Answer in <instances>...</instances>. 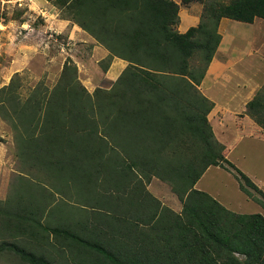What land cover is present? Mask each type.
<instances>
[{
    "label": "trees",
    "instance_id": "trees-1",
    "mask_svg": "<svg viewBox=\"0 0 264 264\" xmlns=\"http://www.w3.org/2000/svg\"><path fill=\"white\" fill-rule=\"evenodd\" d=\"M48 1L109 52L107 64L115 56L127 65L95 98L79 83L73 65L63 66L51 89H31L23 101H13L12 77L0 88V113L13 122L12 129L19 126L20 156L60 179L62 184H53L61 197L76 195L83 205L74 206L83 216L115 223L109 222L107 236L81 218L90 237L83 240L0 202V256H14L20 264H54L49 251L62 236L67 248L80 247L82 264H264V215L232 212L194 187L208 166H218L264 209V194L225 159L206 118L212 103L196 87L219 44V20L264 19V0H196L203 3L200 21L183 33L176 30L173 0ZM195 56L205 64L197 75L189 64ZM245 113L264 130V85ZM193 141L201 142L199 152L180 156ZM152 176L170 186L182 203L180 213L148 192ZM43 206L35 204L38 212ZM106 237L104 245L97 240Z\"/></svg>",
    "mask_w": 264,
    "mask_h": 264
},
{
    "label": "rangeland",
    "instance_id": "rangeland-1",
    "mask_svg": "<svg viewBox=\"0 0 264 264\" xmlns=\"http://www.w3.org/2000/svg\"><path fill=\"white\" fill-rule=\"evenodd\" d=\"M47 1L0 0V88L7 85L11 78L14 77L17 87H15L12 94L14 97L13 101L17 102L18 99L23 101L28 97L31 89H51L58 81L63 66L69 64L76 67L77 80L93 98H95L94 93L96 90H109L121 72H117L112 77L108 76L107 70L105 71L104 68L110 64H107L108 56L101 57V54L92 51L93 44L83 43L91 41V38H93L86 31L85 33L89 35L87 36L88 38H73L71 40L65 31L66 24L62 28L64 29L62 32H57L56 29L53 30L54 28L44 27L43 24L47 23L48 25L53 17H61L60 10L48 1L55 6L54 8ZM173 1L178 4V10L181 6V19L184 25L186 23L189 25L188 21L190 20L197 19L198 22L200 21V17L198 20L197 14H201L203 11L202 2L193 0L188 4H182L181 0ZM196 15L197 17L187 20ZM41 16L46 17L45 21H42ZM179 21L180 16L178 15V23ZM240 30V37L250 38L254 32L253 29L250 30L249 27L245 29L243 26H240ZM246 39L248 38H245V42ZM240 42L241 40L237 44H241ZM96 43L95 45L102 47L101 44ZM255 48L257 47L255 46ZM251 59H259V57L257 55L246 57L245 63ZM260 61L259 65H262V60ZM189 64L191 68H195L196 75L205 66L200 56L192 58ZM262 72H260L257 79L260 80L262 78ZM244 73L246 78L252 77L250 71L249 73L244 71ZM7 109L9 115L12 116L11 119L16 120L10 104L7 105ZM18 109V107H15L16 111ZM11 123L13 122L9 123L0 113V202L13 210L15 208L17 210L18 207L23 215H29L41 220L43 225L48 228L57 227L74 231L83 240H90V237L86 229L82 227L83 224L82 226L80 225L83 223L80 220L81 218L85 221L89 219L86 223L89 224L90 229L91 227H96L97 230L106 231L107 236H109L112 232L109 229V225L111 222H115L112 220L99 221L92 214L83 216L79 207L76 209V206H74V203L80 204L81 207L83 205V202L77 200L76 195L75 197L65 198L64 195L61 197L56 192V186L53 183L55 181L59 185L62 184L60 179L52 180L49 176L42 173L41 167L40 169L39 167L34 168L30 159V162H26L20 156L15 141L19 126L16 129H12ZM17 124H19V120H17ZM216 134L218 135L217 131ZM201 147V142L195 143L193 141L192 148L188 151H181L182 155L180 154V156L190 157L195 155V152H199L198 149H201ZM260 149L264 151V143L245 137L235 146L236 157L232 156V158H235L234 162L236 165L228 161L249 179L264 180V154L260 153ZM224 150L223 146L222 152ZM167 154L170 155V151H167ZM147 185L146 189L148 192H151L160 201L161 205L172 209L176 213H180L182 203L176 194L171 191L167 183L161 182L160 179L154 176L150 185ZM194 187L207 192L212 198L232 212L241 214L253 211L261 212L262 210L257 202L240 190L239 181L236 177L223 168L211 167L194 184ZM247 188L255 196L261 197L257 191ZM67 191L73 193L75 190L69 189ZM35 204H39V206L43 204L45 206L38 212ZM31 208L35 212H32ZM105 239L108 238H97L103 245ZM53 244L55 247L49 251L53 258H49L54 264H82L79 262L80 257L77 255L79 252L77 243L67 248L66 241L60 236L53 240ZM78 248L80 249V247ZM0 264L20 263L16 257L8 255L0 256Z\"/></svg>",
    "mask_w": 264,
    "mask_h": 264
},
{
    "label": "crops",
    "instance_id": "crops-1",
    "mask_svg": "<svg viewBox=\"0 0 264 264\" xmlns=\"http://www.w3.org/2000/svg\"><path fill=\"white\" fill-rule=\"evenodd\" d=\"M46 1L47 0H45V2ZM53 7L55 8V6ZM178 11L180 21L176 30L179 33L185 32L189 26H196L198 22L197 19H190L198 15L199 20L200 13L188 18L187 20H190L188 21L190 24L187 25L186 23V25H184L181 19V6ZM44 16H41L42 21H45L46 17ZM65 24V31L67 32L68 38H71V40L73 38H88L87 36L89 35L77 24L70 20L63 19L60 16L57 18L53 17L48 25L44 23L43 26L54 28L53 30L56 29L57 32H62L64 30L62 28ZM240 26H243L245 29L249 27L250 30H254L250 38L244 36L240 37ZM217 31L221 37L219 44L205 69L202 79L196 87L198 91L212 103V108L207 113L206 118L209 125L211 124L210 127L215 140L220 145L224 146L225 150L223 154L225 159L227 161L229 160L233 165H236L234 162L235 158L233 159L232 156L236 157L235 146L240 140L248 137L250 140L264 143V130L245 113L246 103L251 100L256 92L264 85V19L255 17L252 22H243L229 18H221L217 26ZM245 38H248L246 42ZM91 39V41L83 43L93 44L92 51L98 52V54L102 55L101 57H107L109 52L102 45V47L95 45L96 41L93 38ZM240 40L241 44L238 45L237 43H239ZM255 46L257 48H255ZM253 55H257L259 59L262 60V65H259V59H251L245 63V58ZM109 63L105 71L107 70V74L110 77L115 76L117 72H122L127 65V61L115 56L111 58ZM244 71L247 73L250 71L252 77L246 78ZM260 72H262V78L259 80L257 78ZM260 151L261 154H264V151L261 149ZM211 167L213 166H208L197 181H199ZM153 177L154 176L151 177L148 185H150ZM250 181L264 194V180L250 179ZM260 208L262 207L260 206ZM263 212L264 209L262 208L261 212L253 211L248 213L263 214Z\"/></svg>",
    "mask_w": 264,
    "mask_h": 264
},
{
    "label": "clouds",
    "instance_id": "clouds-1",
    "mask_svg": "<svg viewBox=\"0 0 264 264\" xmlns=\"http://www.w3.org/2000/svg\"><path fill=\"white\" fill-rule=\"evenodd\" d=\"M260 191V190H259ZM264 215V214H263Z\"/></svg>",
    "mask_w": 264,
    "mask_h": 264
}]
</instances>
